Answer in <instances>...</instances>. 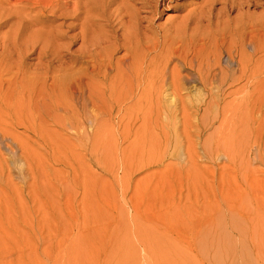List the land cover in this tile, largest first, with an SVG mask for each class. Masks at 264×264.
I'll return each mask as SVG.
<instances>
[{"label": "rangeland", "instance_id": "374dc122", "mask_svg": "<svg viewBox=\"0 0 264 264\" xmlns=\"http://www.w3.org/2000/svg\"><path fill=\"white\" fill-rule=\"evenodd\" d=\"M203 1L142 14L144 34ZM61 23L0 29V264H264L255 79L220 92L176 59L161 79L162 48L123 65L115 38Z\"/></svg>", "mask_w": 264, "mask_h": 264}, {"label": "bare ground", "instance_id": "6f19581e", "mask_svg": "<svg viewBox=\"0 0 264 264\" xmlns=\"http://www.w3.org/2000/svg\"><path fill=\"white\" fill-rule=\"evenodd\" d=\"M169 1L0 0V29L15 20L20 26V34L24 30L37 29L39 25L45 32L57 21H62L61 27L69 30L80 29L95 35L94 32L100 31L95 40L102 43L105 36L109 42L115 38L114 50L126 51L120 59L123 65L135 54L147 56L149 52L162 48L166 56L161 79L171 77L172 71L165 66L176 59L185 70L191 67L190 72L200 81L220 79V92L229 81L235 85L254 78L256 89L253 99L246 104L247 119L251 121L248 124V150L256 161L264 164V0H204L197 10L171 23L166 31L159 30L165 33L163 36L157 34L155 39H151L144 34L149 32L150 26H144L148 18L142 14L154 15ZM11 2L14 7H11ZM49 16L54 21L44 23L43 20ZM120 30L124 31L123 35H118ZM21 37L22 41L27 40V36H18V41ZM83 43L98 47L88 38ZM35 46L37 49L40 45ZM207 52L208 58H213L212 62L197 68L195 63ZM175 74L178 76L176 79L186 78L180 71Z\"/></svg>", "mask_w": 264, "mask_h": 264}]
</instances>
